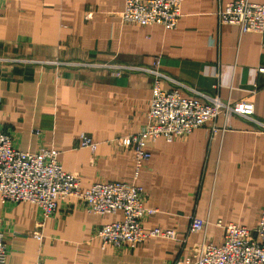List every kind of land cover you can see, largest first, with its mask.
<instances>
[{
  "label": "crops",
  "instance_id": "obj_1",
  "mask_svg": "<svg viewBox=\"0 0 264 264\" xmlns=\"http://www.w3.org/2000/svg\"><path fill=\"white\" fill-rule=\"evenodd\" d=\"M235 0H183L174 29L123 20L125 0H0V133L24 151L56 148L86 189L129 182L157 212L144 229H174L134 249L102 248L96 214L75 197L45 217L31 202L3 201L5 264H183L223 243L221 225L252 227L264 207V31L221 23ZM264 4V0H249ZM157 69L166 89L209 103L249 101L250 116L222 113L188 135L148 140L138 176L131 135L147 125ZM94 148L80 147L81 135ZM208 221L190 231V217ZM220 223V224H219Z\"/></svg>",
  "mask_w": 264,
  "mask_h": 264
},
{
  "label": "built area",
  "instance_id": "obj_2",
  "mask_svg": "<svg viewBox=\"0 0 264 264\" xmlns=\"http://www.w3.org/2000/svg\"><path fill=\"white\" fill-rule=\"evenodd\" d=\"M183 0H125L122 18L141 26L160 24L165 29L177 27ZM221 23L234 24L242 32L264 31V4L249 0H235L219 12ZM154 76L148 123L139 133L131 135L136 160L135 176L143 162L151 157L148 140L159 137L171 142L191 133L222 113L235 112L250 116L254 105L249 101L234 104L219 99L209 103L183 97L177 89L163 86V75L157 69H143ZM264 71V67H262ZM264 91V87L262 88ZM80 147L94 148L96 142L88 135H81ZM56 148L24 151L13 145L9 134L0 133V193L3 201L31 202L41 208L45 217L58 209L59 202L75 197L78 205L96 214L121 212L123 218L99 226L95 237L102 248L141 245L149 237L175 238L169 228L144 229L143 221L157 209L144 206L143 189L129 182H97L86 189L81 187L80 176L66 171ZM206 219L191 216L190 231L207 227ZM220 224V223H219ZM223 243H204L197 256L183 264H264V207L256 225L248 227L236 223L221 225ZM8 246L0 232V264H5ZM38 264H42L39 262Z\"/></svg>",
  "mask_w": 264,
  "mask_h": 264
}]
</instances>
